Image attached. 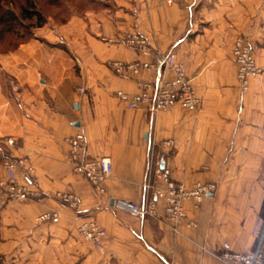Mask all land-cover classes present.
Listing matches in <instances>:
<instances>
[{"label":"crops","instance_id":"crops-1","mask_svg":"<svg viewBox=\"0 0 264 264\" xmlns=\"http://www.w3.org/2000/svg\"><path fill=\"white\" fill-rule=\"evenodd\" d=\"M102 1L66 20H48L16 47L0 50V159L29 155L36 168L31 186L41 192L0 210V264H230L218 255L222 243L251 250L264 218V78L256 75L243 90L230 58L242 35L264 66V0ZM133 30L148 38L149 51L126 43ZM169 52L184 63L200 106L128 108L118 90L136 93L138 78L158 83L171 72L146 68L137 78L117 74L111 62L160 61ZM78 131L87 156L112 160L103 192L73 174L67 161L68 139ZM168 139L171 147L163 144ZM158 160L176 180L216 184L200 208L185 202L196 227L174 232L161 199L156 222L116 207L150 196ZM64 186L78 194L81 211L53 196ZM53 210L56 219L36 221ZM86 213L108 229L98 262L90 258L96 246L77 229Z\"/></svg>","mask_w":264,"mask_h":264},{"label":"built area","instance_id":"built-area-1","mask_svg":"<svg viewBox=\"0 0 264 264\" xmlns=\"http://www.w3.org/2000/svg\"><path fill=\"white\" fill-rule=\"evenodd\" d=\"M164 1L172 4L178 0ZM125 41L142 52L150 50L148 38L138 30L128 31ZM230 58L237 66V75L243 90L249 87L251 79L256 75L261 74L264 78V66H258L253 49L244 36H236ZM158 61L111 62L113 70L120 75L131 74L137 77L143 69L157 67L171 72L170 77L158 83L137 77L138 92L118 90L116 96L123 100L128 108L145 105L154 111L180 104L187 109L196 110L201 104V99L195 91L192 78L186 72L184 63L177 59L174 52H169ZM10 85L12 90L19 89L15 78L10 80ZM83 91V86L78 88L79 93ZM68 142L67 161L73 174L87 179L95 191L103 192L105 181L113 170L110 156H87L84 152L86 137L82 131L70 136ZM7 143L13 146L17 139L9 136ZM163 144L171 147L173 140H165ZM35 171V165L29 155L0 159V210L13 200L41 198L40 190L31 186ZM154 173L156 184L149 185L151 194L148 198L144 201L119 200L115 203L116 207L131 217L156 222L160 220L158 202L161 199L165 205L164 218L172 225L174 232H178L181 225L196 227L198 222L189 217L185 202L191 201L194 209L200 208L204 199L215 191L216 184L199 181L188 184L176 180L172 178L170 169L163 165L162 160L157 161ZM53 196L72 210L81 211L80 197L69 186L55 190ZM57 217L58 212L55 210L44 211L36 216V221L45 222ZM77 229L96 246V249L91 251L90 258L93 262H98L100 254L104 251L102 240L108 233L107 227L99 224L90 213H86L79 220ZM218 255L230 264H264V218L258 223L255 243L251 250L235 251L227 241H224Z\"/></svg>","mask_w":264,"mask_h":264},{"label":"rangeland","instance_id":"rangeland-1","mask_svg":"<svg viewBox=\"0 0 264 264\" xmlns=\"http://www.w3.org/2000/svg\"><path fill=\"white\" fill-rule=\"evenodd\" d=\"M34 1L36 7L43 13L45 22L42 25L48 20H66L74 12L83 13L87 11V8L84 7L86 2L80 5L77 0ZM101 2L104 1L101 0ZM22 7L30 8L27 0H0V50L16 47L22 40L35 35L36 30L40 27L32 25L35 20L34 17L28 19L21 15Z\"/></svg>","mask_w":264,"mask_h":264},{"label":"trees","instance_id":"trees-1","mask_svg":"<svg viewBox=\"0 0 264 264\" xmlns=\"http://www.w3.org/2000/svg\"><path fill=\"white\" fill-rule=\"evenodd\" d=\"M28 1V7H22L21 8V15L24 18L32 19L33 17L35 18L34 22L32 25L34 26H41L43 22H45L43 13L41 12L40 9L36 7V2L34 0H27ZM77 2L82 5L83 3L86 2L85 6L87 9L88 8H99L103 3L101 0H77ZM90 2V3H89ZM92 2V3H91ZM87 6H92V7H87ZM32 7V8H31ZM14 21V20H13ZM264 214V213H263Z\"/></svg>","mask_w":264,"mask_h":264}]
</instances>
